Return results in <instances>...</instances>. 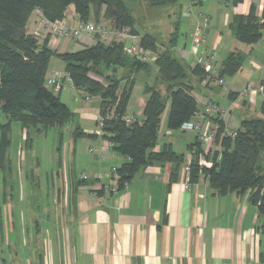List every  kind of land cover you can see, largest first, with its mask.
<instances>
[{
  "label": "crops",
  "instance_id": "1",
  "mask_svg": "<svg viewBox=\"0 0 264 264\" xmlns=\"http://www.w3.org/2000/svg\"><path fill=\"white\" fill-rule=\"evenodd\" d=\"M194 2L197 13L206 17L204 29L208 35V45L218 52L221 59L218 58L217 65L229 53L238 52L244 55V60L249 55L248 65L255 70L254 73L262 75L258 81L251 80L250 75L241 77L239 72L244 67L243 61L241 68L229 76L237 78L239 87L230 83L227 88L226 97L230 101L228 113L235 106L241 111L253 110L259 104L261 106L264 99H237L234 94L241 92L247 85L264 86V64L255 60L261 58L264 61V29L256 43L244 44L234 38L229 24L235 16L247 15L250 9L257 19L264 21V0H242L236 5L232 4V0ZM192 17V22L195 23V17ZM63 19L72 27L77 18L69 8ZM31 20L32 23L37 22L35 12L32 13ZM191 26L192 23L189 30L192 29ZM40 33L45 36L43 30ZM237 44L245 45L247 51L240 50ZM186 56L188 55L182 57L183 61L188 59ZM193 66L194 62L187 65L188 69ZM47 74V69L48 78L56 72L50 76ZM64 82L65 80L61 81L62 87L58 90L53 89L57 93L53 94L60 100ZM207 83L206 79L201 82L203 87ZM67 86L72 85L70 83ZM143 97L135 100L138 110L134 113L126 112V116L140 119L146 95L143 94ZM128 103L129 100L127 106ZM259 110L261 112V107ZM167 111L168 105L163 112L164 120L163 114L161 115L160 124L165 125V135L171 136L172 130L166 127ZM97 117L99 119V115ZM241 121L238 124L231 119L225 120L224 125L229 129H238ZM99 131L100 128L82 131L90 135L78 140L91 143L87 155L78 156L76 148H68L66 153H70L69 161L64 165L61 159L58 171L52 177L58 179L60 184H65L63 190L67 197L61 208L63 211L60 209L61 214H57L56 208V216L50 218L49 214L54 213H49L46 206L44 211L40 210L39 220L31 221L29 217L22 224L8 223L9 230H18V239L13 241L14 245H9V254L5 259L0 258V264L264 263V218L258 216L257 207L249 202L248 195L231 193L219 196L213 192L203 176L196 182H191L189 176L186 178L184 175V167L191 163L193 150L190 145L197 137L196 132L179 129L190 136L184 152L176 150L172 141L160 142L157 139L153 151L160 152L167 147L183 157V163L175 178L172 179L171 176V163L153 164L139 170L126 187L110 193L99 192L100 183L93 178L99 173H105L108 178L104 180V184H116V175H111V169H117L127 159L119 155L112 146L105 147L106 141L98 134ZM184 153L188 156L187 159ZM77 169L80 171L79 177L75 175ZM81 175L87 177L86 182H81ZM16 194L10 198L15 200ZM31 211L29 210L28 216ZM7 240L11 241L9 238Z\"/></svg>",
  "mask_w": 264,
  "mask_h": 264
},
{
  "label": "trees",
  "instance_id": "2",
  "mask_svg": "<svg viewBox=\"0 0 264 264\" xmlns=\"http://www.w3.org/2000/svg\"><path fill=\"white\" fill-rule=\"evenodd\" d=\"M156 1L158 5L164 2ZM241 1L232 0V4L236 5ZM70 7H73L79 21L91 22V18L97 21L102 15L110 21L112 28H126L138 36L133 30V16L124 0H0V117L6 119V123H0L2 170L7 168L6 152L10 145L11 123L18 124L28 136V130L45 133L52 128L62 129L74 119V113L45 85L46 72L53 53L52 48L48 47V37L40 41L33 31L29 33L25 27L34 12L37 19L42 18L52 23L63 20ZM96 21L95 24H98ZM229 29L237 41L254 44L261 38L264 21L257 19L250 9L245 16H235ZM140 47L156 54L155 42L149 35L140 37ZM122 49V43L105 45L96 41L93 46L80 51L57 55L65 64L64 70L72 86L83 90L89 96L99 98L101 138L109 141L112 148L127 159L115 172L119 190L139 170L153 164L171 163V176L172 179L175 178L183 163L182 155L167 147L160 152L153 151L159 135L161 115L168 105L166 127L172 131L192 120L198 114L199 108L192 94V86L185 81L186 74L189 71L191 75L205 78L204 72L197 65L188 70L187 66L168 51L161 55L156 54L155 78L165 86V94L156 85L144 84L146 99L140 117L141 123L126 125L122 118L135 84V76L143 71L150 75V65L126 56ZM243 61L244 55L238 52L229 53L220 64L218 78L235 74ZM99 67H104L105 76ZM112 69H116L114 81H111ZM90 73L102 79L101 82L92 79ZM121 82L123 84L117 94ZM110 113L111 116H108ZM261 113L264 114V103L261 105ZM210 120L219 125L216 149L212 156H206L211 159L212 167L199 169L197 166L198 155L203 154L201 143L196 137L190 145L193 153L189 180L196 182L203 176L209 187L219 196L231 193L247 194L249 202L257 207L258 216L264 218V121L242 120L237 136L231 139L221 136L225 126L222 121L217 118ZM86 136L90 135H86L78 127L72 135L74 140ZM27 138L26 141H29ZM56 151L57 164L60 165L61 147H57Z\"/></svg>",
  "mask_w": 264,
  "mask_h": 264
},
{
  "label": "rangeland",
  "instance_id": "3",
  "mask_svg": "<svg viewBox=\"0 0 264 264\" xmlns=\"http://www.w3.org/2000/svg\"><path fill=\"white\" fill-rule=\"evenodd\" d=\"M156 2V0H124V4L134 19L133 30L139 37L149 35V37L154 40L157 55H161L165 51H168L171 56L180 60L183 65L187 66L188 64H193L194 59L192 56H186L188 59L183 61V58L179 57L177 51L184 47L186 50L189 48L188 35L191 31V29L189 30V26L192 23L191 28H193L195 23L192 22V16L197 14L198 9L193 8V14L187 15L185 13L187 9V0H164V2L159 5ZM180 5H182L181 8ZM70 9L73 10V7H70ZM204 10L203 8V11ZM182 13L184 15H182ZM31 19L32 15H30L26 23V31L29 33L33 31V33H35L39 25H37V22L32 23ZM90 20L94 23L96 21L93 18ZM201 22L204 28L205 20ZM96 23L110 25V21L105 19L102 15L99 16ZM175 36L176 40L174 41ZM37 37L40 41L44 39L43 34ZM95 43V39H88L83 35L68 43L66 40L60 39L58 45L52 48L53 53L49 61L47 75L50 76L55 72L65 73V64L61 61L59 56H57L59 53L77 52L93 46ZM107 44L108 43H105V45ZM184 44L185 46L183 47ZM237 45L240 50H246L245 45ZM218 58L221 60L217 52V61ZM248 59L249 55L246 56L244 67H242V71L239 72V75H242L241 77L243 78L250 75L252 76L251 80L258 81L259 78H262V75L261 73H254L255 70L247 63ZM259 59L255 60L261 61V64H264V61H262L263 59ZM149 65L150 75H148V72L143 71L135 76V84L126 109L127 113H134L138 110L135 100L138 99V97L144 98V84L156 85L160 92L163 95L165 94V86L155 78L157 68L154 62L149 63ZM219 67L220 65L217 66V72ZM98 69L104 73L103 76H105L106 71L104 67H99ZM90 76L99 79L98 76H95L93 73H90ZM46 78H48V76ZM101 80L102 79H100V81ZM203 80H205V78L202 79L198 76L191 75L189 71H187L185 81L193 87L192 94L197 100L198 108L201 109L204 103L211 101L217 103L224 110H227L230 103L226 97L228 93L227 88L230 83L235 87H239L237 78L225 76L222 79L224 82L223 85H218L216 80H208L206 87H203L201 84ZM68 84H70V82L65 80L61 92V101L65 102L67 107L74 113V119L65 125L64 128H52L45 133L28 130L29 134L27 136L26 131L21 130L18 124L11 123V132L9 135L10 145L6 152L7 168L5 167L4 170L0 169V258L5 259L9 254V245H14L13 241L16 242L15 240L18 239V230H9V224H22V222L24 223L27 221L29 217L31 221L39 220L41 217V215L39 216L40 210L42 209V211H44L46 206H48L49 213H51V211L54 213L49 214L50 218L56 216L54 212L56 208H58L57 214L60 213V209L66 201L65 197H67V194L66 191L63 190L65 184H60L58 179L52 178L54 173L58 171L57 147H61L60 157L65 165L70 157V153H66L68 148V150L72 147L76 148L77 155L80 156L87 155L88 146L91 145V143L87 141H78L80 138H77L76 143H74V138L72 137L74 129L76 127H78L80 131H94V129H99L97 123L100 103L99 98L89 96L83 90L76 89L73 86L68 87ZM122 84L123 82L119 84V88L116 91L117 94L120 92ZM45 85L53 92L52 87L47 84ZM53 93L57 94L55 92ZM257 100L261 101L260 98L255 101ZM260 107L259 104L258 107L254 108L255 110L241 111L238 110V106H235V108L226 115L225 120L231 119L235 123L244 119H261L264 121V114L260 112ZM108 116H111V113ZM162 117L164 120L165 113H163ZM0 123H6V119L3 116L0 117ZM159 132L158 140L160 142L172 141L174 142L173 147L176 148V150L185 151V144L188 142V138H190L189 134H184L178 129L172 131L171 136L165 135L166 128L164 124L161 125V130H159ZM26 138L29 139V141H26ZM184 156L187 159L188 156H186V153H184ZM75 172V175L79 177V169L75 170ZM46 179L48 180L47 182ZM51 180L53 181L50 183ZM15 193H17L16 199L12 200L10 196L14 197ZM61 196H63V198H61ZM29 210L32 211L28 216ZM61 211H63V209H61ZM7 238L11 239L12 242L8 241ZM11 248H14V246H11ZM15 248L18 247L15 246Z\"/></svg>",
  "mask_w": 264,
  "mask_h": 264
},
{
  "label": "built area",
  "instance_id": "4",
  "mask_svg": "<svg viewBox=\"0 0 264 264\" xmlns=\"http://www.w3.org/2000/svg\"><path fill=\"white\" fill-rule=\"evenodd\" d=\"M195 6L194 0H187V9L185 13L187 15L193 14V8ZM66 15V14H65ZM195 17V24L189 32V48L178 49L177 53L182 58L185 55L192 56L195 65L204 72L206 80H216L218 85H223V80L218 78L216 56L217 51L208 45V37L204 32L202 20H206V17L202 13L193 15ZM37 29L34 35L40 36L41 30L45 32V37H48V47L53 48L58 45L60 39H64L68 42L78 39L83 35L86 38L95 39L102 43H122L123 53L126 56L132 57L138 62L151 63L156 60V54L144 50L140 47V37L130 33L129 29H114L111 25L107 24H95L93 22H82L76 19V24L69 27L64 19L56 22H47L40 18L37 20ZM43 37V38H45ZM92 79L101 82L100 79L90 76ZM69 81L66 73H56L50 78L45 79V84L52 87L54 90H58L61 87V81ZM70 82V81H69ZM257 97L264 99V86L263 85H247L241 92L237 93V99H251ZM228 114V110H224L215 102H206L199 109L196 116L181 125L180 129L183 131H192L197 133V139L201 143L202 154L198 155L197 166L199 169H208L212 167L211 159H207L206 156H212L213 151L216 149L215 140L219 125L210 120V118H217L224 123L225 117ZM122 121L126 125L134 123L140 124V119L133 116H124ZM207 121V122H206ZM98 125H101L102 118L99 117L97 121ZM238 131L236 129H229L224 126L221 136L225 138H235ZM98 134L102 135L101 131ZM112 144L109 141L105 142V147H111ZM116 169H111V175H115ZM190 172V165L184 167L183 173L188 178ZM110 177V176H109ZM108 178L105 173L97 174L93 179L95 182L100 183L99 190L116 193L118 192V185L104 184V180ZM80 180H87L85 175H81ZM127 183L123 184L126 187ZM187 188V185H186ZM264 264V263H262Z\"/></svg>",
  "mask_w": 264,
  "mask_h": 264
},
{
  "label": "water",
  "instance_id": "5",
  "mask_svg": "<svg viewBox=\"0 0 264 264\" xmlns=\"http://www.w3.org/2000/svg\"><path fill=\"white\" fill-rule=\"evenodd\" d=\"M115 76H116V69H112L111 81H114Z\"/></svg>",
  "mask_w": 264,
  "mask_h": 264
}]
</instances>
